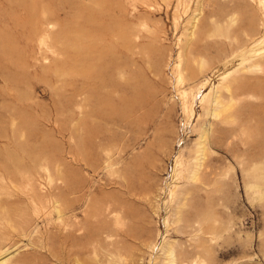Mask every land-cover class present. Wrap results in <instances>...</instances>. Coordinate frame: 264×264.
Returning a JSON list of instances; mask_svg holds the SVG:
<instances>
[{
    "label": "rangeland",
    "instance_id": "374dc122",
    "mask_svg": "<svg viewBox=\"0 0 264 264\" xmlns=\"http://www.w3.org/2000/svg\"><path fill=\"white\" fill-rule=\"evenodd\" d=\"M263 240L264 0H0V264Z\"/></svg>",
    "mask_w": 264,
    "mask_h": 264
},
{
    "label": "bare ground",
    "instance_id": "6f19581e",
    "mask_svg": "<svg viewBox=\"0 0 264 264\" xmlns=\"http://www.w3.org/2000/svg\"><path fill=\"white\" fill-rule=\"evenodd\" d=\"M214 101L217 103V106L215 108V115H220V113L228 108L227 104H223V101L219 95H217L214 98ZM204 137V135H202ZM206 137V136H205ZM203 160V159H202ZM203 161H201L200 165H202ZM264 241V240H263ZM202 249V247L199 248V250ZM197 250V247L195 248ZM166 255H164V261L162 264H205V261L201 258L197 262L192 263L191 261H184L176 258L174 250L172 248H168L165 250ZM10 253V252H9ZM8 255V254H7ZM202 255V254H201ZM248 254L243 252V256H241L238 260H235L232 264H246L244 257H246ZM5 256H1L0 260L4 258ZM263 258H264V242H263ZM264 264V261H263Z\"/></svg>",
    "mask_w": 264,
    "mask_h": 264
}]
</instances>
